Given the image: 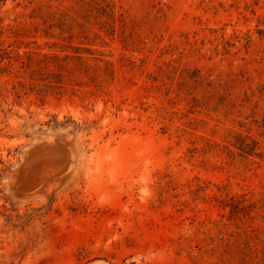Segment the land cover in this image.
<instances>
[{"label":"rangeland","instance_id":"374dc122","mask_svg":"<svg viewBox=\"0 0 264 264\" xmlns=\"http://www.w3.org/2000/svg\"><path fill=\"white\" fill-rule=\"evenodd\" d=\"M0 264H264V0H0Z\"/></svg>","mask_w":264,"mask_h":264}]
</instances>
